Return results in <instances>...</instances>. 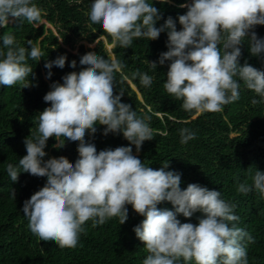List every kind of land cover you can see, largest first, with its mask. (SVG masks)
Here are the masks:
<instances>
[{
  "label": "clouds",
  "instance_id": "1",
  "mask_svg": "<svg viewBox=\"0 0 264 264\" xmlns=\"http://www.w3.org/2000/svg\"><path fill=\"white\" fill-rule=\"evenodd\" d=\"M181 7L188 10L179 16V31L172 17L157 27L162 15L148 0H94L89 18L122 48L130 47L136 38L156 40L167 29L168 51L159 58L160 65L171 61L164 88L183 101L186 111L219 112L239 100L236 77L264 99V71L247 61L240 64L246 38L252 56L264 54V39L253 31L256 25H264V0H193ZM41 11L33 0H0V27L7 28L10 18L39 22ZM0 40L6 49L0 50V85L29 87L26 79L33 68L27 60L40 58V48L31 41L28 49L14 46L15 37L7 32ZM66 61L67 56L61 55L45 68L55 65L62 69ZM79 63L86 67L65 75L63 83H53L44 96L50 106L39 113L37 131L24 140L27 155L19 159L22 171L7 165L13 182L21 172L47 177L46 184L24 201L22 211L30 231L41 241L74 249L80 235L86 234L87 221L96 227L118 217L123 225L129 218L126 205H131L145 217L133 229L149 253L143 264H178L181 259L184 264H249L244 241L251 243L254 238L237 226L236 205L222 199L220 191L196 183L182 190L181 174L166 171L169 162L154 169L134 155L131 146L98 152L94 143L86 141V133L94 136L98 124L106 126L105 136L122 132L137 153L154 137L150 118L138 116L130 104L122 103V90L114 94L115 73L125 66L122 62L90 51ZM150 64L157 68V62ZM71 67H77L75 60ZM133 75L145 87L153 82L147 73ZM51 76L49 71L48 78ZM259 102L252 100L253 104ZM180 135L181 143L195 139L187 128ZM52 137L57 140L56 148L65 146L61 137L79 142L74 165L65 156L44 160ZM250 179L251 184L247 180L239 183L237 191L248 194L255 190L264 196V172L256 170ZM165 201L175 210L158 208ZM196 212L204 214L198 224L181 223L177 218L178 214L190 218Z\"/></svg>",
  "mask_w": 264,
  "mask_h": 264
},
{
  "label": "trees",
  "instance_id": "2",
  "mask_svg": "<svg viewBox=\"0 0 264 264\" xmlns=\"http://www.w3.org/2000/svg\"><path fill=\"white\" fill-rule=\"evenodd\" d=\"M189 1L148 0L162 15L156 26L160 27L168 17H172L177 30H182L179 16L186 14L188 9L181 5ZM33 2L42 10L39 22H21L15 18L14 24L9 23L7 28L0 27V37L6 32L15 37L14 46L28 49V42L31 41L43 53L36 60H27L33 68V73L26 79L29 87L23 88L20 83L12 87L0 85V264H143L149 255L133 231L145 217L136 213L131 205H126L129 218L123 225L118 217L110 218L96 227L92 226L91 220L87 221L84 225L86 234L80 235L74 249H62L54 241H41L30 231L28 218L22 208L24 201L46 184L47 177L21 172L18 181L13 182L7 173L8 164L22 171L19 159L27 155L24 140L31 132L37 131L39 113L50 106L43 98L51 90V85L63 83L65 75L86 67L80 65L79 61L90 51L111 59L102 41L94 49L81 46L76 54L60 46V39L63 45L70 47L73 36L88 30L95 31L94 38L105 37L109 44H114V59L125 65L115 73L114 94L119 95L122 90L121 102L130 104L138 116L150 118L148 123L153 129L154 138L145 141L137 153L135 145H131L122 132L105 136L103 132L106 126L98 124L94 136L86 133V141L94 143L98 152L131 146L133 154H138V158L154 169H160L164 162H169L166 171L181 174L182 190L188 184L196 183L209 190L220 191L222 199L236 205L234 214L240 217L237 226L254 238L251 243L244 241L249 264H264V196L255 190L248 194L237 191L239 183L246 180L252 183L250 176L256 170L264 172V99L236 77L240 83L239 100L223 106L219 112H202L194 117L197 111L184 110L183 101L167 93L164 88L171 61L160 65L159 58L161 53L168 51L167 29L156 40L136 38L130 47L122 48L100 24L90 21L89 12L94 0ZM42 22L60 26L58 36H44L45 24L38 26ZM253 31L258 38L264 39V25H256ZM249 43L246 38L242 45L241 66L247 61L256 69L264 71V54L252 56ZM2 44L0 40V50L6 51ZM61 55L67 56L64 68L55 65L50 70L45 68L47 62ZM73 60L77 62L76 68L71 67ZM150 62H157V68H152ZM49 71L52 72L51 78H48ZM136 72L152 76L151 86H143L139 77L133 75ZM253 99L260 102L253 104ZM184 128L194 132L195 139L181 143L180 130ZM61 138L65 141L63 148L53 146L57 143L55 137L48 140L44 160L65 156L74 165L79 158V142ZM158 208L175 210L168 201L159 204ZM203 216V213L196 212L190 218L182 214H178L177 218L181 223L198 224ZM178 264H184V261L181 259Z\"/></svg>",
  "mask_w": 264,
  "mask_h": 264
},
{
  "label": "rangeland",
  "instance_id": "3",
  "mask_svg": "<svg viewBox=\"0 0 264 264\" xmlns=\"http://www.w3.org/2000/svg\"><path fill=\"white\" fill-rule=\"evenodd\" d=\"M191 3H193V0H190L188 4H191ZM14 20H15V18L10 19L9 23L14 24V22H15ZM42 24H45V35L44 36H49L50 34H54L55 36H58L57 30H58V28H60V26L55 27V26H52L46 22H42L38 26H40ZM94 33H95V31L88 30V31L80 34L79 36H73V44L70 47L63 45L61 39L59 40V44L63 49L71 51V52L76 54L79 52L81 46H84L86 49H94L102 41L104 43V47L107 50V52L109 53L111 59H114L115 58L114 54H113L114 44H109L105 37H100L98 39L94 38ZM44 36L42 37V39L44 38ZM130 84H131V82H130ZM131 86L133 87L134 90H137L135 86H133V85H131ZM201 113L202 112H197V114L194 117L199 116ZM27 114H29V113H27ZM232 137H235V134H232Z\"/></svg>",
  "mask_w": 264,
  "mask_h": 264
}]
</instances>
